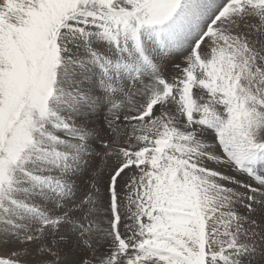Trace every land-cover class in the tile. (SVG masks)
<instances>
[{"label": "snow or ice", "instance_id": "6c2138e0", "mask_svg": "<svg viewBox=\"0 0 264 264\" xmlns=\"http://www.w3.org/2000/svg\"><path fill=\"white\" fill-rule=\"evenodd\" d=\"M0 264H264V0H0Z\"/></svg>", "mask_w": 264, "mask_h": 264}, {"label": "rangeland", "instance_id": "374dc122", "mask_svg": "<svg viewBox=\"0 0 264 264\" xmlns=\"http://www.w3.org/2000/svg\"><path fill=\"white\" fill-rule=\"evenodd\" d=\"M96 160L98 161H95L94 163L97 165V163L99 162V158H97ZM62 258H63V254H62ZM254 259H259V254L256 257H254Z\"/></svg>", "mask_w": 264, "mask_h": 264}, {"label": "bare ground", "instance_id": "6f19581e", "mask_svg": "<svg viewBox=\"0 0 264 264\" xmlns=\"http://www.w3.org/2000/svg\"><path fill=\"white\" fill-rule=\"evenodd\" d=\"M100 164V160H99V162L97 163V165H99Z\"/></svg>", "mask_w": 264, "mask_h": 264}]
</instances>
